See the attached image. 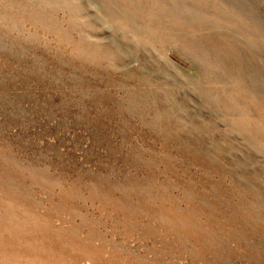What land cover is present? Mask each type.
Returning a JSON list of instances; mask_svg holds the SVG:
<instances>
[{
    "label": "rangeland",
    "instance_id": "374dc122",
    "mask_svg": "<svg viewBox=\"0 0 264 264\" xmlns=\"http://www.w3.org/2000/svg\"><path fill=\"white\" fill-rule=\"evenodd\" d=\"M0 264H264V0H0Z\"/></svg>",
    "mask_w": 264,
    "mask_h": 264
}]
</instances>
